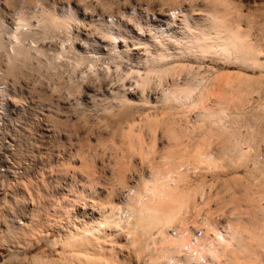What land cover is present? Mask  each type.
<instances>
[{"label": "bare ground", "instance_id": "obj_1", "mask_svg": "<svg viewBox=\"0 0 264 264\" xmlns=\"http://www.w3.org/2000/svg\"><path fill=\"white\" fill-rule=\"evenodd\" d=\"M183 1L15 0L0 8V96L31 83L42 137L54 138L43 154L61 167L81 162L86 199L105 187L110 233L128 248L121 262L264 264V42L235 1ZM139 108L148 111L136 119ZM4 156L2 176L27 186L20 159ZM69 175L65 186L77 187ZM88 205L82 217L102 216ZM25 209H11L1 240L26 235L22 223L32 232L35 210ZM92 224H53L43 237L50 254L30 264H119L88 246L100 231Z\"/></svg>", "mask_w": 264, "mask_h": 264}, {"label": "rangeland", "instance_id": "obj_2", "mask_svg": "<svg viewBox=\"0 0 264 264\" xmlns=\"http://www.w3.org/2000/svg\"><path fill=\"white\" fill-rule=\"evenodd\" d=\"M6 1L8 2V4ZM14 1L13 0H0V8L2 9V11H4V10H5V12L9 11V10H6L7 8H5V6L9 5V4L12 5V3ZM130 1H132V0H130ZM184 1H183V3L188 2V1H185V2ZM231 1H233V2L235 1L234 4L235 5L237 4L236 7L238 6L237 10L239 13L242 12L241 14H245V16L243 15L244 17H247L248 19L253 20V22L251 21V23H252V26L255 28V32L257 29V32L256 33L254 32V35H256L257 38H259V41L260 42L262 41L261 43L263 44L264 36H262V34L264 35V33H263L264 32V30H263L264 29V25H263L264 24V0H231ZM260 26H261V28H260ZM259 33L261 34V36L259 35ZM258 36H260V37H258ZM237 68L239 70H241V68H239L237 66L230 67L231 70H233V69L238 70ZM243 71L246 72V70H243ZM247 72L250 74H255V75L259 74L258 71L255 73H253L252 71H247ZM42 73H44V72L42 71ZM36 77H38V76H36ZM41 77H43V75H41ZM44 78H45V76H44ZM5 81H7V80H5ZM4 86H5V84H4ZM22 86H23V90L22 91L18 90L21 93H19L17 90L15 91L16 93H14V90H12L11 92L9 91L10 93H7L8 92L7 91V92H4L3 96L1 95L2 97L0 96V108H2V110H3L2 111L0 109V114L1 115L8 114V115H5L7 118L3 116V119L5 122L8 123V126L10 125L8 127V129L10 128L8 130V133H7L8 136L6 137L7 142L2 143V141H0V183H1L0 184V238L1 239L5 238L4 234H3L6 232L5 231L6 228H5L4 223H5V220H6L8 215H9L8 216L9 218H11V216L13 215V214L11 215V213H10L11 209H13L12 212L14 211V213L19 211V210L21 213V209L24 210L26 207L27 208L29 207V209L35 210L34 213H32L31 215H33L32 217L34 218L33 222L36 223V226L34 225L33 230H32L33 233L36 232L35 233L36 236L32 232L30 233V231L28 230V229H31L30 226H26L27 224H23L22 222H24L25 218L22 216L24 218V219H22V217L20 216L21 218H19V220L17 219L18 222H14V224L19 225L18 223H22V225L24 226V227L22 226V228L26 231L27 234L26 235L23 234V236L21 235L20 237L15 238V240H11V241L9 238L7 240H5V242L0 239V264H3V263L4 264H30L29 258L34 256V255H38L39 253H41V251L45 252L44 256L49 255L50 249L47 246L43 237L45 234H47L46 232H48V229L53 224L59 223L62 221L65 222V220H67V218H68V220L71 219L72 221H76V222H79L81 218L85 219L86 221L93 222L92 225L98 226V229L100 231H97L95 229L93 235L87 234V236H86L87 241L86 242L88 243V246L90 248L92 246H95V247L99 246L100 248H102V251L104 253L116 254L118 256L117 261L119 264H125V263L128 264L127 262H121L124 259L123 255L127 256L126 254H127V250H128L127 246L125 245L126 244L125 241L122 240L123 237H119V238L117 237L116 238V236L114 234L111 235L110 230H109V223H107V221H106L107 217L109 216V213L107 212V209L109 206L106 204V191H105L106 189H105V187L99 186V188H101V189L96 188V193H92V195L90 196L91 198L86 199V197L83 194H81V192H80V191H82V186H84L83 184L85 182V179H83L85 176L81 170L82 166H81L80 161L75 159L74 161H72L73 163L71 162L70 165H66L63 167H61L60 164H58L56 162L57 159L52 160L53 165L51 164V162H48L49 160L43 154L44 149H43V146L41 144L43 142H45L44 139H46L47 143H49L50 141L51 142L54 141L53 140L54 138L51 136H50L51 138H49L48 136L45 138L42 137L44 135V131L40 130V128H45L46 122H45V124L43 123L44 117L42 118L43 113H42V108L40 107L41 100L39 99L40 102L37 100H33L34 98L35 99L39 98L36 96H34L33 99L29 98L30 96H29L28 92H26L25 89H28V87H31L30 82L26 81V85L23 84ZM11 94H13V95H11ZM253 94H255V93H253ZM7 95H8V97H7ZM10 95H11V97H10ZM12 96H14V98H12ZM11 98L14 99V104H16L17 107L9 105L7 103V102H10ZM27 99H28V101H27ZM15 100H17V101H15ZM22 100L24 101V103ZM31 101H33V103ZM6 104H8V105H6ZM5 106H7L8 110H7V108L5 109ZM251 107L252 106H248L247 108L250 109ZM144 111L147 112L148 109L139 108L138 111L137 110H136V112L134 111V113H135V114L133 113L134 117L136 119L140 118L145 113ZM5 118L7 121L5 120ZM8 118L10 119V121H8L9 120ZM93 120H95V118H93ZM41 124L43 125V127ZM2 126H3V124L0 122V130H2V128H3ZM10 130H11V132H10ZM96 133H95L96 135L99 134L98 132H96ZM17 134H18V136H17ZM101 134L103 136L102 137L103 140H104V138L105 139L107 138L106 137L107 134L105 132H101ZM0 135L2 136V134H0ZM13 135L15 138L18 137V139L20 138V140H22L21 143L19 144V145L23 146V147L19 146L21 153H23L20 158H14L16 156H14V155L12 156L13 150L15 151V149H18L17 140L11 139V136L13 138ZM94 139H93V143L95 141ZM15 147H17V148H15ZM7 148H8V151L6 153L5 149H7ZM31 149L33 151L28 153V151ZM9 151H11V153ZM2 153H4V154H2ZM6 154L10 155L9 160H11V162H12L10 164L16 165L17 164L16 162L20 159L19 160L20 165L16 171H18L19 173L23 172V171H27V173H26L27 175L25 176L26 178L25 179L22 178L23 180H25V183L28 182L27 186H25V184H22L21 182L20 183L18 182V184L14 185L12 187L11 184H9L10 181H8V179H6L4 176H2L7 171V165L6 164L4 165V163L1 162V156L2 155L4 156ZM24 155L26 156V158H24L25 157ZM135 157H134V159L137 162H139V157H137V156H135ZM21 158H24V159L21 160ZM28 159L29 160L31 159L30 162ZM25 160H26V162H25ZM54 161H55V163H54ZM17 166H18V164H17ZM24 168H26V170H24ZM28 168H29V170H28ZM11 169H13V168H11ZM11 169H10V172H11ZM145 170H147V169H145ZM67 171H70V173ZM73 172H75V175H76L75 184L77 187H75V185L72 188L66 187L64 181L66 180V182H69L70 178H71V176L69 174H72ZM11 173L9 174V178L10 177L12 178ZM63 174H65V175L63 176ZM29 175H30V178H27V176L29 177ZM59 175L60 176L62 175L61 177L63 179L65 178V179L64 180L62 179L61 183L58 186V184L56 183V177H58ZM4 179L6 180V182ZM81 182H82V184H81ZM7 183L10 186H8ZM30 184H31V186H30ZM63 188H65V190H63ZM69 190H71V191H69ZM29 192H31V194H29ZM61 193H63L64 196H62ZM30 195L31 196L34 195V198H33L34 201L33 202L30 201L31 200ZM89 200H90V202H89ZM85 202L89 204L87 206V208L93 207L94 210H96V212L100 211L99 214L103 213L102 216L100 217L97 213L93 217H90L92 219H90L89 217H86V218L82 217L84 215L83 212H85L83 210V208H84L83 204H86ZM81 214H83V215H81ZM29 233L32 234V235H30L31 239L29 238L30 237L28 235ZM34 236H35V238H34ZM38 236L39 237L42 236L41 237L42 239L41 238L39 239ZM50 238H51V240L56 239L55 233L52 232ZM29 241H31V242H29ZM32 242H34V243H32ZM2 243H4L5 245ZM30 244H32L31 247H29ZM16 247H17V249L15 251Z\"/></svg>", "mask_w": 264, "mask_h": 264}]
</instances>
